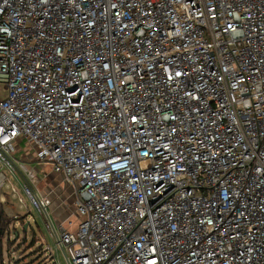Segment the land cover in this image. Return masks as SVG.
Masks as SVG:
<instances>
[{
    "label": "built area",
    "instance_id": "obj_1",
    "mask_svg": "<svg viewBox=\"0 0 264 264\" xmlns=\"http://www.w3.org/2000/svg\"><path fill=\"white\" fill-rule=\"evenodd\" d=\"M0 82V191L24 140L70 264H264V0H0Z\"/></svg>",
    "mask_w": 264,
    "mask_h": 264
},
{
    "label": "rangeland",
    "instance_id": "obj_2",
    "mask_svg": "<svg viewBox=\"0 0 264 264\" xmlns=\"http://www.w3.org/2000/svg\"><path fill=\"white\" fill-rule=\"evenodd\" d=\"M7 94L5 84L0 82V99L6 98ZM28 149L30 151L27 154ZM14 156L18 159L19 167L23 169V166L26 165L31 174L24 172V175H22L19 171H16L15 175H13L5 169L8 180L12 182V187L15 191H8L7 202H3V200L1 202L8 209L7 213L11 216L10 218H20V221L17 222L18 229H22L23 222L21 221L24 220L25 225L27 224L26 230L28 232L26 242H23L24 235L20 233L18 243L13 246V256L9 254L5 257V262L6 264H11L13 257L17 254L18 258L13 261L15 264H68L61 248L57 246L56 239H52L46 228L45 217L33 205L22 187L21 181L27 179L39 197L46 196L51 200L48 213L58 231H60V228H64L71 233L77 231L80 219L78 215L76 216L75 209L76 190L71 185H67L62 177L54 172L51 164L35 159V149L27 144H21V140L17 142ZM35 221L40 226V237L34 234V232L39 230L35 225ZM69 221H72V225ZM29 225L31 226L28 230ZM32 226L36 228V231ZM42 245L43 253L40 254L38 252ZM42 254H44L43 257H41Z\"/></svg>",
    "mask_w": 264,
    "mask_h": 264
},
{
    "label": "trees",
    "instance_id": "obj_3",
    "mask_svg": "<svg viewBox=\"0 0 264 264\" xmlns=\"http://www.w3.org/2000/svg\"><path fill=\"white\" fill-rule=\"evenodd\" d=\"M19 221H20V218L18 217L16 218L8 217L5 211V207L0 201V264H6L5 257H7L9 254L13 256L14 254L12 253L13 246L18 243L20 233H23L24 238L22 240L23 242H26V238H27L26 236H27L28 231L25 229V221L24 220L21 221L23 222L21 230L18 229V227L16 226L17 222ZM35 225L39 230L36 231V228L32 226L33 229L36 231L34 232V234L39 235V232H40L39 223L35 221ZM30 226L31 225L28 226V230L30 229ZM38 237H40V235ZM38 241H39V238H38ZM38 253L40 254L43 253V245H42V248H40ZM43 255L44 254H42L41 257H43ZM17 258H18V255L16 254V256L13 257L11 264H15L13 261H15L14 259H17Z\"/></svg>",
    "mask_w": 264,
    "mask_h": 264
},
{
    "label": "crops",
    "instance_id": "obj_4",
    "mask_svg": "<svg viewBox=\"0 0 264 264\" xmlns=\"http://www.w3.org/2000/svg\"><path fill=\"white\" fill-rule=\"evenodd\" d=\"M22 143H24L25 145L27 144L26 143V141H24V140H21V144ZM28 145V144H27ZM30 151V149H28V151H27V154H28V152ZM0 169H1V163H0ZM8 183H9V186L10 187H8V188H4V189H2L1 191H0V201H2L3 200V202H7V196H8V191H12V189H14L13 187H12V182L11 181H9L8 180ZM68 185V184H67ZM73 187V186H72ZM74 188V187H73ZM7 189V190H6ZM75 189V188H74ZM14 196V195H13ZM20 207H22L21 205H20ZM5 211H6V213L8 212V209H6L5 208ZM52 212H54L53 210H52ZM7 215H8V213H7ZM54 215V214H53ZM55 216V215H54ZM76 216H77V214H76ZM8 217H10V215H8ZM65 218H67V217H65ZM70 222H72V221H69V223ZM72 225V224H71ZM16 226H17V224H16ZM60 232V231H59Z\"/></svg>",
    "mask_w": 264,
    "mask_h": 264
},
{
    "label": "water",
    "instance_id": "obj_5",
    "mask_svg": "<svg viewBox=\"0 0 264 264\" xmlns=\"http://www.w3.org/2000/svg\"><path fill=\"white\" fill-rule=\"evenodd\" d=\"M25 181H27V180L25 179ZM43 214H44L46 221L54 228L52 219H51V217H50V215L46 209H44ZM25 229H27V224L25 225ZM61 250H62L64 257L66 258L67 263L70 264L69 261L67 260V257H66L64 250L63 249H61Z\"/></svg>",
    "mask_w": 264,
    "mask_h": 264
}]
</instances>
